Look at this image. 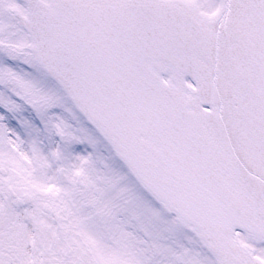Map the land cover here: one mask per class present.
<instances>
[{"label":"snow or ice","instance_id":"snow-or-ice-1","mask_svg":"<svg viewBox=\"0 0 264 264\" xmlns=\"http://www.w3.org/2000/svg\"><path fill=\"white\" fill-rule=\"evenodd\" d=\"M0 264H264V0H0Z\"/></svg>","mask_w":264,"mask_h":264}]
</instances>
